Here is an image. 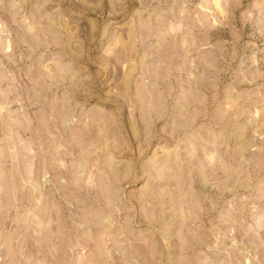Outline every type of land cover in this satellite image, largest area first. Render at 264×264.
Listing matches in <instances>:
<instances>
[{"label": "rangeland", "instance_id": "rangeland-1", "mask_svg": "<svg viewBox=\"0 0 264 264\" xmlns=\"http://www.w3.org/2000/svg\"><path fill=\"white\" fill-rule=\"evenodd\" d=\"M0 264H264V0H0Z\"/></svg>", "mask_w": 264, "mask_h": 264}]
</instances>
